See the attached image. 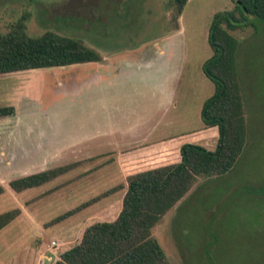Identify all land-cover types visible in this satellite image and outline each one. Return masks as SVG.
Returning <instances> with one entry per match:
<instances>
[{
  "label": "rangeland",
  "instance_id": "1",
  "mask_svg": "<svg viewBox=\"0 0 264 264\" xmlns=\"http://www.w3.org/2000/svg\"><path fill=\"white\" fill-rule=\"evenodd\" d=\"M234 7V0H188L179 15L172 0H0V31L7 33L24 20L31 36L55 31L80 38L111 62H122L144 48L151 49L152 59L164 49L161 62L168 68L164 76L172 78L166 85L174 93V102L166 107L172 124L157 133L163 136L192 133L201 126L204 102L215 90L203 71V63L213 55L208 40L211 22L217 12ZM248 20L252 26L231 31L238 39L237 68L247 121L245 148L229 173L203 177L153 229L170 264H264V19L249 15ZM93 69L86 63L0 74V106L13 104L23 117L14 136L0 125V147L17 142V150L0 148V185L5 187L0 213L22 210L21 205L25 209L0 231V264H54L62 251L78 242L80 231L75 228L92 208H82L57 223L51 221L124 179L114 166L113 175L97 185L76 181L42 197L36 196L76 171L22 192L10 187L11 180L32 174L22 171L18 156L26 146H34L29 136L25 138L31 126L62 133L83 127L88 110L83 94L77 93L90 81L88 76L96 80L91 76ZM162 89L151 83L153 111L160 109ZM112 98L115 103L110 112L120 107L117 101L128 106L134 99L142 100L137 94L118 97L115 91ZM97 111L104 113L99 109L91 113ZM13 115L0 123L12 122ZM218 139L217 135L206 144L188 138L185 143L214 151ZM60 158L37 171L60 164L65 157ZM121 192L102 201H112ZM53 241L58 243L56 249L51 247Z\"/></svg>",
  "mask_w": 264,
  "mask_h": 264
},
{
  "label": "trees",
  "instance_id": "2",
  "mask_svg": "<svg viewBox=\"0 0 264 264\" xmlns=\"http://www.w3.org/2000/svg\"><path fill=\"white\" fill-rule=\"evenodd\" d=\"M188 0H172L181 15ZM232 10L217 12L209 30L213 55L203 63V71L215 84L214 93L204 102L201 116L206 126L219 128L217 148L182 145L181 161L127 176L123 208L113 221H96L80 240L62 251L54 264H170L153 234L162 218L203 177L221 176L236 165L247 140L244 96L237 68L238 39L232 30L252 26L249 15L264 19V0H234ZM103 55L83 39L46 31L28 34L24 20L9 32L0 31V74L29 69L61 67L99 62ZM15 106H0V117L13 115ZM70 163L10 181L16 192L42 186L75 169ZM124 186V185H121ZM120 185L54 218L51 223L72 215L85 206L122 188ZM5 187L0 185V195ZM22 213L15 208L0 213V231Z\"/></svg>",
  "mask_w": 264,
  "mask_h": 264
},
{
  "label": "crops",
  "instance_id": "3",
  "mask_svg": "<svg viewBox=\"0 0 264 264\" xmlns=\"http://www.w3.org/2000/svg\"><path fill=\"white\" fill-rule=\"evenodd\" d=\"M165 54V50L162 49L157 56L151 59V49L144 48L139 50L135 56H131V58L122 62L107 61L106 56L102 54L104 57L102 61L88 62L94 68L91 76L96 80L94 81L88 76L86 80L88 81L89 79L90 81L87 82L86 86L84 85L85 88L81 92L77 93L83 94L85 111L88 110L83 127H74L67 133H62L54 128L32 126L28 131H25V138L29 136L34 146H26L18 155L24 167L22 168L23 172L28 173L30 171L33 174V169L37 171V169L44 167L48 161L62 156L65 157L63 159L64 162L62 161L51 168L75 162L80 163L75 169L71 170L73 172L76 171L73 177L54 183L49 186V189L36 197L56 193L58 190L63 189L64 186L76 181L84 180L86 184L96 183L97 185L107 177H111L113 175L112 172L116 168L124 178L122 182L94 195L92 198L116 186L124 185L121 186L122 188L84 207H91L92 209L75 228L80 231L78 241L90 224L96 221H113L118 217L123 208V198L127 192L128 175L180 162L181 145L187 142L188 138H190L189 141L195 139V141L206 144L214 141L217 135L219 138V128L217 126L205 127L202 116L201 126L192 133H165L163 136L157 134L162 130V126H170L173 122L166 109V107H169L174 102V93L166 85L168 82L171 84L172 78L164 76V70L168 68L164 67L161 57ZM151 83L154 86L163 87L162 99H160L159 104L160 109L158 111L151 110ZM124 85L127 87L126 90ZM113 91H115L118 97L122 95L133 97L137 94L138 97H142V100L138 98L134 99L132 101L135 104L131 101L128 106L117 101L120 107H118L116 112H110L109 110H112V106L115 103L114 98L110 100ZM15 108L16 112L12 119L13 124L12 122L6 123L4 121V123H0V125H3L8 130L7 133L10 136H14L16 130L18 131L19 129L20 123H23V117L19 116L18 107L16 106ZM97 108L103 110L104 113L101 114V111L91 113V110L95 112L98 110ZM11 117L12 115L0 117V119ZM21 140L20 138V142ZM15 142L11 141L8 145L4 144L0 148L3 150H17L15 149ZM20 146H22V143ZM48 169L42 168V170H38L37 172ZM71 171L56 179L58 180ZM201 180L202 178L196 182L193 188ZM85 187L87 186L85 185ZM118 191H122L119 197L107 203H104L106 201H102L104 198L106 200ZM25 203L28 205L27 202ZM21 207L24 214L25 209H23L22 205ZM41 232H43L42 229ZM58 258L59 256L56 257V260ZM47 259L52 260V257H48Z\"/></svg>",
  "mask_w": 264,
  "mask_h": 264
},
{
  "label": "built area",
  "instance_id": "4",
  "mask_svg": "<svg viewBox=\"0 0 264 264\" xmlns=\"http://www.w3.org/2000/svg\"><path fill=\"white\" fill-rule=\"evenodd\" d=\"M51 247L56 249L58 247L57 241H53L52 244H51Z\"/></svg>",
  "mask_w": 264,
  "mask_h": 264
}]
</instances>
